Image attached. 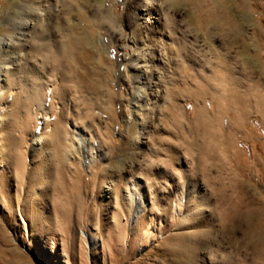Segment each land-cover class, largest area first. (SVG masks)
<instances>
[{"label":"rangeland","instance_id":"374dc122","mask_svg":"<svg viewBox=\"0 0 264 264\" xmlns=\"http://www.w3.org/2000/svg\"><path fill=\"white\" fill-rule=\"evenodd\" d=\"M39 1L0 0V264H264V0H152L156 52L141 0Z\"/></svg>","mask_w":264,"mask_h":264},{"label":"bare ground","instance_id":"6f19581e","mask_svg":"<svg viewBox=\"0 0 264 264\" xmlns=\"http://www.w3.org/2000/svg\"><path fill=\"white\" fill-rule=\"evenodd\" d=\"M33 2H37L38 4H40L39 0H31ZM54 2H51L52 6H55V0H53ZM156 1V0H155ZM163 1V0H162ZM49 2V1H48ZM45 3V2H44ZM50 3V2H49ZM47 4V3H46ZM161 4V3H159ZM43 8V7H42ZM50 8V7H49ZM53 8V7H52ZM133 8L136 10L135 12V19L137 20H141L144 24L145 27V32L148 33V36L151 38L150 45L148 44L147 46L151 49L152 52H156V50H158V44L160 43L159 38H167L168 40H171V37L168 35L169 33L166 31V28L164 26H162L161 24V20L159 17L160 11H159V7L158 4L156 2H153L152 0H141L140 2H135V4L133 5ZM37 9V8H36ZM44 9V8H43ZM162 9V7H161ZM35 10V9H34ZM51 10V9H49ZM29 12V11H28ZM34 12V11H33ZM51 12V11H50ZM49 12V13H50ZM44 13V12H43ZM29 14V13H28ZM34 14L36 16H41V12L36 10L34 12ZM161 14V13H160ZM34 15V16H35ZM30 16V15H29ZM43 16V14H42ZM41 16V18H42ZM164 17V16H163ZM34 18V17H33ZM33 21V20H32ZM31 20L29 21H19V19H17L16 17H9L6 20V24L9 26V28L11 29H18V38L19 40L23 41L22 44H20V46L22 45V47H26L28 46L27 43L28 41V37L29 36V32L32 31L36 26L34 25V23ZM35 21V20H34ZM136 22V21H135ZM137 23V22H136ZM139 26V25H138ZM38 27V26H37ZM168 29V28H167ZM16 31V32H17ZM38 31V30H37ZM35 31V32H37ZM143 31V30H142ZM33 32V31H32ZM146 33V34H147ZM38 34V33H37ZM144 34V33H143ZM36 35V34H35ZM34 35L32 34V37ZM37 36V35H36ZM27 37V38H26ZM31 37V38H32ZM145 39V38H144ZM162 40V39H160ZM164 40V39H163ZM17 41V40H16ZM159 41V43H158ZM166 41V40H165ZM143 41H141L142 43ZM145 42V41H144ZM15 41L13 40V36L11 34L4 36L2 38H0V56L1 61H0V100L3 96V94L7 91L8 86L7 84H3L4 81L7 80L8 76L14 74V76L17 74L18 76H24L23 74L25 73V71L22 69L21 64L23 63V61H25V56L23 53H20L17 51L18 46L15 45ZM140 43V42H139ZM158 43V44H157ZM162 43V42H161ZM143 45V44H142ZM139 46V45H138ZM144 46V45H143ZM162 46V45H161ZM146 47V46H145ZM140 48V47H139ZM144 48V47H143ZM161 49V48H160ZM141 50V49H140ZM20 51V50H19ZM148 51V50H147ZM140 53V52H139ZM160 53V52H159ZM153 54V53H152ZM134 55V54H133ZM144 55V54H143ZM152 56V55H151ZM141 57V55H140ZM139 56H134L131 60V70L133 71V75H132V81L134 82V84H142L143 87L147 88H151L152 86L157 87L159 84L155 81H151L150 79L153 78L154 76V72L151 71L149 73L148 79L145 78L144 76V71L142 68V59ZM147 57V56H146ZM157 58V57H156ZM156 58L154 56L151 57V62H154L156 60ZM149 67V66H148ZM145 68V67H144ZM156 73V72H155ZM16 75V76H17ZM160 79V78H159ZM9 80V79H8ZM154 80V79H153ZM161 80V79H160ZM161 83V82H160ZM233 83V82H232ZM48 86V85H47ZM137 86V85H136ZM135 86V88H136ZM3 87V88H2ZM142 87V88H143ZM153 87V88H154ZM163 87V86H162ZM47 88V87H46ZM141 89V88H140ZM234 89V88H232ZM143 90V89H142ZM141 90V91H142ZM151 90V89H150ZM189 91H193L194 93H198L202 90L201 87H196L195 89H186ZM159 92V91H158ZM216 93V91H215ZM226 93V92H224ZM28 95V94H27ZM173 95V91L169 92V96ZM160 96V95H159ZM234 96V95H233ZM233 96L231 98H233ZM133 97L135 102H141L144 101L143 99V95L139 93V91H135L133 93ZM220 97V96H219ZM223 97V96H222ZM230 98V99H231ZM234 101H229L226 100V104L224 106L225 107H231L234 106V103H240L241 106L239 108V112L238 115L239 117H245L246 114V108L244 105V102H246V96H241V95H237L234 96ZM217 99V98H216ZM156 100V99H154ZM153 100V101H154ZM223 100V99H222ZM233 100V99H232ZM157 101V100H156ZM155 101V102H156ZM145 102V101H144ZM221 102V101H220ZM148 103V102H147ZM153 103V102H152ZM23 104V103H22ZM139 104V103H138ZM149 104V103H148ZM243 104V105H242ZM259 104V103H258ZM153 105V104H152ZM222 105V104H221ZM140 106V105H139ZM223 105L220 107V110L224 107ZM150 107V106H149ZM260 107V106H258ZM143 108V107H141ZM148 108V107H147ZM204 108V107H203ZM230 108V109H231ZM264 109V108H263ZM142 110V109H141ZM223 110V109H222ZM218 111V110H217ZM221 112V111H220ZM256 113V112H255ZM264 117V116H263ZM264 120V119H263ZM58 127V126H56ZM143 130V129H142ZM79 132V131H78ZM79 138L83 139V137L86 136L84 131H80L79 133ZM209 137V136H208ZM42 138L41 137H36L35 140L33 141V150H35L36 148H40L41 144H42ZM213 145V144H212ZM211 145V146H212ZM82 147V146H81ZM79 147V151L80 153H83L84 157H87V153H88V146L84 145L83 148ZM209 150H213V149H209ZM216 150V149H214ZM213 152V151H212ZM211 153V152H210ZM209 154V153H208ZM207 154V155H208ZM212 154V153H211ZM210 156V155H209ZM208 156V157H209Z\"/></svg>","mask_w":264,"mask_h":264}]
</instances>
